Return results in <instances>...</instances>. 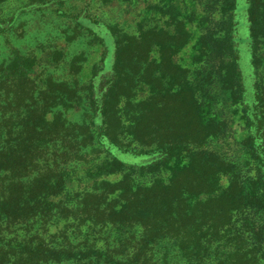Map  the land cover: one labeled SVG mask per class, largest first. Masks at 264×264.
<instances>
[{"label":"trees","instance_id":"obj_1","mask_svg":"<svg viewBox=\"0 0 264 264\" xmlns=\"http://www.w3.org/2000/svg\"><path fill=\"white\" fill-rule=\"evenodd\" d=\"M247 2L258 77L264 0ZM210 7L218 16L205 26L198 46L202 62L212 70L203 74L198 85L176 73L163 74L174 81L171 88L179 89L161 90V78L154 72L164 66L178 71L164 55L181 51L184 36L189 42L185 19H175V31L166 34L168 46L158 40L161 31H143L139 39L119 38L115 80L102 112L94 108L90 94V125L69 124L63 116L81 104L76 80L81 66L76 58L70 63L71 79L63 82L52 75L42 77L44 65L54 69L61 65V52L50 54L51 62L44 64L15 50L10 61L0 66V264H151L157 248L165 258L175 251L189 264H260L264 258V94L256 84L258 106L255 114H247L251 137L243 144L248 156L244 168L253 175L244 180L237 165L212 149V142L225 138L228 131L214 113L213 86L218 83L223 101L228 94L238 100L244 92L242 81L235 77L240 76L237 0H212ZM153 45L162 56L157 65L149 62ZM129 51L132 57H126ZM93 71L97 78L101 69ZM230 77L235 79L231 87L225 84ZM140 86L149 95L138 102L137 111L121 116L117 110L121 99L134 109L132 99ZM99 116L102 125L96 124ZM125 132L143 149L139 154H157V161L134 169L117 158L89 160L87 152L92 153L96 141L124 147L120 137ZM74 164H79L88 183L82 191L68 173ZM163 174L167 180L160 178ZM135 176L150 177L151 182L138 184ZM63 222L75 223L77 230L58 228ZM53 228L59 231L53 234ZM49 233L54 235L50 241L62 243L54 246L47 239ZM75 233L83 237L77 244Z\"/></svg>","mask_w":264,"mask_h":264},{"label":"rangeland","instance_id":"obj_2","mask_svg":"<svg viewBox=\"0 0 264 264\" xmlns=\"http://www.w3.org/2000/svg\"><path fill=\"white\" fill-rule=\"evenodd\" d=\"M211 2L212 0H2L0 3V66L10 61L15 50L23 56L37 57L44 64L51 62L50 54L61 52L64 57L60 62L61 65L55 69L44 65L46 73L42 77L52 75L58 82H63L71 79L70 63L76 58L81 66L76 76L81 104L77 109L63 112V116L69 124L90 125L89 115L91 117L93 115L90 94L91 101L95 103L94 108L102 112L101 107L105 102L108 89L111 88L110 84L115 80L112 77L119 38L139 39L143 31H161L158 40L168 46L170 41L166 34H173L175 31V19H185L188 24L187 31L191 34L189 42L188 37L184 36L185 43L182 44L181 51L164 55L167 63L171 59L178 71L164 66L158 70L155 68L154 72L155 76L161 78V90L175 92L179 89L171 88L169 85L174 81L170 78L164 79L163 74L169 77L176 73L183 81L193 85L199 84L203 74H208L212 70L211 65L202 62L198 46L200 37L204 35L205 26L214 22L211 19L213 16L215 18L218 16V11L213 12L214 10L210 7ZM200 20H203L202 23H199ZM235 21L237 22L235 38L240 75L237 74L235 77L242 81L244 92L238 100L229 97L230 94H228V100L223 101L224 96L217 86L218 83L216 82L213 86L212 90L217 97L213 110L217 118L228 125V131L225 138L212 142V149L226 162L237 165V173L245 180L253 175L251 171L244 168V162L248 156L243 144L251 137V129L246 118L247 114H255L258 106L256 84L260 86L264 94V47H261L260 69L257 77L252 62L247 0H237ZM70 36L73 37L71 41L68 40ZM136 48H138V54H142L141 47ZM131 55L132 51H129L126 57H132ZM160 60L162 56L158 48L153 45L149 62L157 65ZM97 67L101 69V72L97 78H94L93 69ZM72 78L74 79V76ZM227 80L225 84L229 87L235 85L233 77ZM136 94L137 97L132 99L134 107L147 98L149 90L140 86ZM121 100L117 107L121 116L122 114L129 116L130 113L133 114L138 110L136 107L134 109L126 107L125 99ZM103 121V117L99 116L96 124L102 125ZM123 123L128 125L130 122L124 120ZM120 141L124 145L122 148L112 146L106 140H104L105 146L97 144L99 142L96 141L90 148L92 153L87 152L89 160L97 163L117 158L127 166L139 169L153 164L159 158L157 154H139L143 149L126 132L120 137ZM68 173L79 191L87 188L88 183L83 178L79 164L70 166ZM135 177L138 184L151 182L150 177ZM160 178L167 180L168 175L163 174ZM242 223V220H239L240 232L243 231ZM57 227H67L70 231L77 230L76 224L72 222H63ZM58 228H53L52 233L59 231ZM53 234L47 235L49 241ZM75 236L76 244L83 239L77 233ZM104 236H97V238L101 239ZM50 242L54 246L62 243L61 240ZM151 264L189 263L182 260L175 251L165 258L164 253L157 248ZM260 264H264V258Z\"/></svg>","mask_w":264,"mask_h":264}]
</instances>
